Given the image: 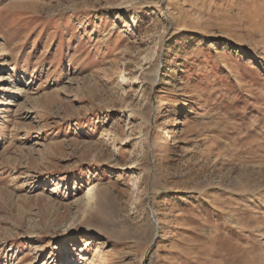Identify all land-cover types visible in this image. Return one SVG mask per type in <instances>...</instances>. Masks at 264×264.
<instances>
[{"label": "rangeland", "instance_id": "374dc122", "mask_svg": "<svg viewBox=\"0 0 264 264\" xmlns=\"http://www.w3.org/2000/svg\"><path fill=\"white\" fill-rule=\"evenodd\" d=\"M0 81V264H264V0H0Z\"/></svg>", "mask_w": 264, "mask_h": 264}, {"label": "bare ground", "instance_id": "6f19581e", "mask_svg": "<svg viewBox=\"0 0 264 264\" xmlns=\"http://www.w3.org/2000/svg\"><path fill=\"white\" fill-rule=\"evenodd\" d=\"M156 76H157V73H156ZM155 80H156V78H155ZM1 81H3V78L1 79ZM0 81V82H1ZM91 191L92 190H90L89 191V193H88V197H87V200H86V205H85V209H87V207H89V204H90V202L93 200V198H94V195L91 193ZM95 199V198H94ZM94 203V202H93ZM92 207V206H91ZM86 211V210H85ZM153 220V219H152Z\"/></svg>", "mask_w": 264, "mask_h": 264}, {"label": "water", "instance_id": "95a60500", "mask_svg": "<svg viewBox=\"0 0 264 264\" xmlns=\"http://www.w3.org/2000/svg\"><path fill=\"white\" fill-rule=\"evenodd\" d=\"M159 73H160V71H159ZM147 198H149V194L147 195ZM148 207H149V210H150V212H151V216H152V218L156 221V219H155L156 217H155V215H154V212H153L151 206L148 205ZM156 223H157V225H158V222H156Z\"/></svg>", "mask_w": 264, "mask_h": 264}]
</instances>
